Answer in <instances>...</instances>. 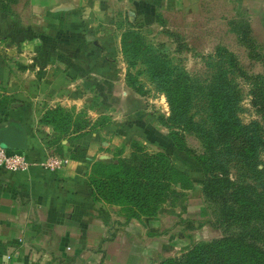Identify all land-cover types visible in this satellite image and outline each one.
Wrapping results in <instances>:
<instances>
[{
    "label": "crops",
    "instance_id": "1",
    "mask_svg": "<svg viewBox=\"0 0 264 264\" xmlns=\"http://www.w3.org/2000/svg\"><path fill=\"white\" fill-rule=\"evenodd\" d=\"M139 8L184 19L197 12L207 32L222 30L237 44L242 21L264 55V0H14L0 10V85L22 100L8 114L90 100H96L91 114L111 112L101 99L123 84L125 68L114 20H137ZM24 123V151H51L67 161L52 171L38 164L24 172L0 168V264L6 253L18 264H158L168 255L169 225L161 213L124 220L117 205L90 194L89 164L112 159L114 123L103 128L112 132L106 138L92 131L56 143L45 142L49 126H37V136L31 119Z\"/></svg>",
    "mask_w": 264,
    "mask_h": 264
},
{
    "label": "rangeland",
    "instance_id": "2",
    "mask_svg": "<svg viewBox=\"0 0 264 264\" xmlns=\"http://www.w3.org/2000/svg\"><path fill=\"white\" fill-rule=\"evenodd\" d=\"M12 1L14 0H0V10L6 12L7 4ZM133 7L128 5L127 8L134 12ZM141 9L137 10V20H129L127 17L124 19L122 16H117L114 20L120 28L119 45L123 30H131L146 46L165 56L172 66L185 72L187 81L192 87L193 97L187 110L188 121L178 130L183 136L184 144L192 152L199 153L202 150V135L205 130L211 128L205 87L219 68L226 70L224 76L232 83L236 100L235 110L241 120L261 121L260 116L264 114V67L262 66L264 55L254 50L248 52L243 45L237 44L233 35L221 34L222 30L218 31V34L213 28L207 32L209 28L200 26L201 21L197 12L191 13L187 19H184L179 13L169 16L164 9L149 8L145 12ZM216 45L233 49L235 66L230 71H227L230 68L227 66V53L216 54L214 51ZM121 57L125 63L123 84L117 85L114 89L120 97L117 98L116 93L111 91L108 99H101L110 103L111 112L91 114L88 108L92 104L95 105L96 100H90L79 107L55 102L36 115H10L8 114L10 107L22 100L13 98L11 93H7L6 86L0 85V127L11 122L17 123L20 128L25 127V120L31 119L35 135L38 131L37 126H49L47 137L45 135L44 138L43 135L42 138L45 142L56 143L70 136L84 137L87 132L92 131L101 138H106L112 132H105L103 128L114 123L113 128H116L115 133L118 137L113 143V158L128 157L134 144H138L148 152L155 150L165 152L173 165L188 174L192 182V187L184 190L181 199L172 204H164L157 213H161L169 225L166 256H176L196 241L209 240L225 234H242L253 237L256 242L264 243V222L259 217L248 221L220 220V211L226 202L221 203L219 199L214 200L204 196L201 190L202 172L198 162L192 155L176 147L168 135L170 128L160 121V117L169 114V108L158 79L148 75L139 56L134 57L131 64H126V56L121 54ZM256 82L259 83L257 89L260 91L262 101L251 92L255 89ZM109 90H112L111 87ZM55 106L62 107L69 114L70 123L77 119V124L83 126L77 129L78 134H72L70 130L73 125L71 126L70 123L67 130L59 131L44 120L48 117L47 111ZM262 137L263 143L257 153L256 167H261L264 163V132ZM99 160L105 159L102 157ZM248 172L249 170L246 171L241 162L235 159L229 162V177L240 178L247 173L250 175L249 181H252L251 177L254 174Z\"/></svg>",
    "mask_w": 264,
    "mask_h": 264
},
{
    "label": "trees",
    "instance_id": "3",
    "mask_svg": "<svg viewBox=\"0 0 264 264\" xmlns=\"http://www.w3.org/2000/svg\"><path fill=\"white\" fill-rule=\"evenodd\" d=\"M237 30L239 43L248 52H258L246 24L240 21ZM214 51L216 54L227 53V66L230 67L227 71L235 66L231 50L216 45ZM120 52L126 56V64L139 56L148 75L158 79L169 108V114L160 117V121L170 128L168 135L176 147L198 162L204 196L226 202L220 211V220L248 221L259 217L264 222V163L261 167H256L255 163L263 143L264 114L260 116L261 121L241 120L235 110L232 83L224 76L226 70L219 68L205 87L211 128L202 135V150L192 152L178 130L188 121L187 110L193 97L185 72L146 46L131 30H123L120 34ZM257 87L258 82L251 92L262 101ZM46 116L44 120L54 129H68L70 116L62 107L50 108ZM77 122L76 119L70 123L73 135L78 134V128H83ZM233 159L241 162L248 173L254 174L252 181L247 173L240 178L229 177L228 165ZM86 183L93 199L117 205L124 220L155 216L164 204L177 202L183 197L184 190L192 187L188 174L174 166L165 152H148L138 144H134L126 158L92 160ZM158 264H264V243L242 234H225L196 241L176 256L159 259Z\"/></svg>",
    "mask_w": 264,
    "mask_h": 264
},
{
    "label": "built area",
    "instance_id": "4",
    "mask_svg": "<svg viewBox=\"0 0 264 264\" xmlns=\"http://www.w3.org/2000/svg\"><path fill=\"white\" fill-rule=\"evenodd\" d=\"M67 158L51 151H42L37 156H31L23 149H8L0 145V168L24 172L33 164H38L45 170H54L65 164ZM6 264H18L11 258L10 253L4 255Z\"/></svg>",
    "mask_w": 264,
    "mask_h": 264
},
{
    "label": "water",
    "instance_id": "5",
    "mask_svg": "<svg viewBox=\"0 0 264 264\" xmlns=\"http://www.w3.org/2000/svg\"><path fill=\"white\" fill-rule=\"evenodd\" d=\"M25 137L23 130L14 123L0 127V145L8 149L24 148Z\"/></svg>",
    "mask_w": 264,
    "mask_h": 264
}]
</instances>
